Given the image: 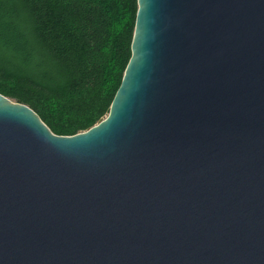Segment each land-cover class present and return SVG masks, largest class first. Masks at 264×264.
Instances as JSON below:
<instances>
[{
  "label": "water",
  "instance_id": "obj_1",
  "mask_svg": "<svg viewBox=\"0 0 264 264\" xmlns=\"http://www.w3.org/2000/svg\"><path fill=\"white\" fill-rule=\"evenodd\" d=\"M136 2L95 124L0 93V264H264V0Z\"/></svg>",
  "mask_w": 264,
  "mask_h": 264
},
{
  "label": "trees",
  "instance_id": "obj_2",
  "mask_svg": "<svg viewBox=\"0 0 264 264\" xmlns=\"http://www.w3.org/2000/svg\"><path fill=\"white\" fill-rule=\"evenodd\" d=\"M136 0H0V93L58 135L104 116L130 57Z\"/></svg>",
  "mask_w": 264,
  "mask_h": 264
}]
</instances>
